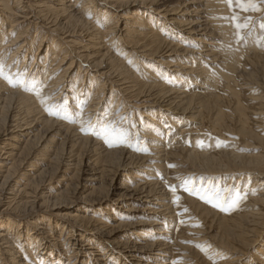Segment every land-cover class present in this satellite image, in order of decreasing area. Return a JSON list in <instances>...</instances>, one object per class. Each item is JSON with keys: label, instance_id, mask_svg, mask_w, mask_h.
<instances>
[{"label": "bare ground", "instance_id": "1", "mask_svg": "<svg viewBox=\"0 0 264 264\" xmlns=\"http://www.w3.org/2000/svg\"><path fill=\"white\" fill-rule=\"evenodd\" d=\"M219 15L215 0H0V65L12 80L0 78V264H185L177 257L191 254L181 243L187 219L167 184L182 158L211 177L247 173L233 182L236 216L194 211L209 224L200 238L228 253L220 264L263 257L264 138L249 126L264 130V94L248 91L264 90V38L240 47ZM220 80L248 90L227 103L237 116L228 124L255 144L254 155H200L176 141L202 120L230 130L221 125ZM105 127L123 136L119 146L101 138Z\"/></svg>", "mask_w": 264, "mask_h": 264}, {"label": "rangeland", "instance_id": "2", "mask_svg": "<svg viewBox=\"0 0 264 264\" xmlns=\"http://www.w3.org/2000/svg\"><path fill=\"white\" fill-rule=\"evenodd\" d=\"M215 2H216V4H217V7L220 9V15L219 16H222V17H225L226 19H227V21H226V25H227V27L225 28V31H226V33H227V35L229 36V37H231V36H234V38H235V42H236V44H238V45H240V47H243V48H246L249 44H250V42L252 41V39H255V40H257V38H259V39H263L264 38V32H263V29L261 28V25L262 24H264V0H254V3L257 5V8L259 9V10H256V11H241L240 10V8H238V7H236V5H235V0H233V7L232 8H230L229 6H228V2H227V0H215ZM234 15H238L239 16V23L241 24V25H244V24H247L248 26L246 27V28H241V30H240V33H239V36H238V33H237V28L235 27V23H236V21H234L233 19H232V17L234 16ZM260 28V29H259ZM260 34H262L261 36H260ZM32 35H33V33H32ZM250 36V37H249ZM254 36H255V38H254ZM257 37V38H256ZM250 41V42H249ZM249 43V44H248ZM246 44V45H245ZM113 54H115L116 55V53H114L113 52ZM241 55V54H240ZM125 56V54L124 55H122V60H124V57ZM242 56V55H241ZM243 59H244V57H242V61H243ZM129 61H131V60H134L132 57H130L129 59H128ZM128 60H126L127 61V63H125L124 65L125 66H127V67H129V65H128ZM242 61H238V64L241 66H238L237 65V67H238V70L239 71H241V69L243 70V69H245L246 67H247V73L249 72L250 73V71L252 70V68H251V66L249 65V64H245L244 65V63L242 62ZM249 63V62H248ZM242 64V65H241ZM243 66V67H242ZM160 67V66H159ZM162 67V66H161ZM160 67V68H161ZM241 69H240V68ZM245 67V68H244ZM248 67H249V69L250 70H248ZM75 74H76V70H75ZM210 74L212 75V74H214L212 71H210ZM254 74V73H253ZM255 75H252V78L253 79H255V77H254ZM242 76H237V79L239 78H241ZM243 78V79H242ZM239 81L240 82H242V81H244V77H242ZM231 86H232V84H231ZM220 89H219V88ZM223 87V88H222ZM222 89V90H221ZM235 89V91L236 92H238V90L241 92L240 93V96L244 93V91H248L247 89H240V87L238 86V88L236 87V88H234ZM252 90V91H251ZM251 90L250 91H248V93H251V94H253V95H257L258 94V92H259V95H263L264 94V90L262 91L261 89H259L258 87H253V88H251ZM255 90H257V91H255ZM259 90V91H258ZM231 89L229 90V88H226L225 87V84L223 83V81L222 80H220V82L218 83V84H216V91L215 92H217L216 94H221V95H217V99L218 100H220V102H222V103H220L219 105V107H220V110L223 112V113H225L226 114V117H223V121L221 122V125H225L226 127H228L230 130H225V128H223L222 127V129L220 130V132H215L216 131V129L214 128V126L212 125V123L210 122V121H207V120H202L201 122H199L198 124L196 123V124H192V125H190V127H189V131L188 132H186V136H185V134L183 135V137L182 136H180V137H178L177 138V142H179V145H181V147L183 148V149H185L187 152L188 151H192L193 153H195V154H200V155H202V154H205V153H215V154H219L220 152L221 153H227V152H229V153H232V154H240L241 156H249V155H254V154H256V152H253L252 150H250L253 146H255V144L254 143H251V142H247V144H245L243 141H242V139H240V138H243V137H240L241 135L238 133H235L236 131L235 130H232L233 129V127H232V125H229L228 124V120H230V119H232L234 122H236L237 123V116H229V115H233V112H232V110H231V108L233 107V106H235V103H236V97L234 98V94L236 93L234 90V92L233 91H231ZM242 91H243V93H242ZM227 92H229L228 94H227ZM254 92V93H253ZM257 92V93H256ZM261 92V93H260ZM233 94V96L232 95H230V94ZM256 93V94H255ZM223 95H225V96H223ZM229 95V96H228ZM259 95H257V97H255L256 99H258V96ZM230 97H231V99H230ZM220 98V99H219ZM229 98V99H228ZM226 100V101H225ZM214 101V100H213ZM258 102V103H257ZM230 104V105H228V104ZM232 103H234V104H232ZM254 103H256V105H258L259 104V101H255ZM222 104V105H221ZM227 106H230L228 109H227ZM223 109V110H222ZM224 109H226V110H224ZM228 110H230V112L228 111ZM128 112V111H127ZM232 113V114H231ZM228 115V116H227ZM228 117V118H227ZM251 120V118L248 120V122ZM126 122H127V120H126ZM126 122H125V126H126ZM203 122H204V124H203ZM253 125H254V127H253ZM129 124H127V126H126V128H129ZM248 126H249V123H248ZM256 126H257V128H256ZM252 127V128H251ZM259 126L257 125V124H255V123H252V124H250V126H249V128H250V130L252 131V129H254L253 131H252V133H254V135H259L260 137H262V138H264V130L262 131V133H260L261 131H258L259 130V128H258ZM200 128H202V129H200ZM227 128V129H228ZM256 129V130H255ZM262 130V129H261ZM202 132V133H201ZM216 134H215V133ZM229 132V133H228ZM260 134H259V133ZM201 133V134H200ZM189 136H188V135ZM192 134V135H191ZM196 134H197V136H196ZM220 134H222V135H220ZM236 134V135H235ZM199 135V136H198ZM238 135H240V136H238ZM187 136H188V138H187ZM206 136V137H205ZM185 137V138H184ZM239 137V138H238ZM195 138V139H194ZM218 140H217V139ZM181 139H183V140H181ZM201 139V140H200ZM206 139V140H205ZM216 140V142H215V140ZM220 139V140H219ZM244 139H245V141H248L245 137H244ZM181 140V141H180ZM186 140V141H185ZM189 140H190V143H188L189 142ZM195 140V141H194ZM199 140V142H197ZM225 140V141H224ZM134 141V140H133ZM202 141V143L200 144V142ZM206 141V142H205ZM135 142L137 143V141H134L133 143H132V146L135 144ZM195 142H197V143H195ZM208 143L207 145H205V144H203V143ZM215 142V143H214ZM185 143V144H184ZM195 145H194V144ZM196 144H197V146H196ZM215 146H214V145ZM203 145V146H202ZM137 146V148H135L134 149V147H130L131 149H134L135 151L138 149V147H139V145H135V147ZM194 146V147H193ZM215 148H214V147ZM187 147V148H186ZM197 147V148H196ZM209 147V148H208ZM212 147H213V149H212ZM194 148H195V150H194ZM205 148H207V150H205ZM217 148V149H216ZM197 150V151H196ZM199 150V151H198ZM228 150V151H227ZM185 151V152H186ZM205 151V152H204ZM209 151V152H208ZM215 151V152H214ZM233 151V152H232ZM186 152V153H187ZM217 152V153H216ZM145 152H141V151H138L137 152V156H142L143 154H144ZM135 154V153H134ZM146 154V153H145ZM144 154V155H145ZM213 154H210V155H213ZM178 161H179V164H177L178 163ZM185 160L182 158V160H180V159H178L177 161H176V164H174L173 165V167H177V169H175V171H177V174H176V176L174 177V183L172 182V181H170V180H167V184H168V189L170 190L172 187H175L176 188V195H177V197H178V199H176V198H174L173 197V203H174V205H176L177 206V208H178V212H179V215H181V211H182V214L183 215H185L186 216V219H187V224L185 225L186 226V231H185V236L186 237H184V242L182 241L181 243H182V245H184L186 248L188 247L189 249H191V254H189L187 251H186V249H185V251L182 249V253H183V255L181 254V255H179L178 257H177V261H179V260H185L186 262H185V264H220V263H222V258L224 257V260L223 261H228V253L227 252H225L224 250H222V249H220V245H219V243H218V241L215 239V240H213V241H209L207 238H204V239H202V238H200V237H202V236H204L202 233H204V234H207V232H209L208 231V227L206 226L208 223H205V221H204V219H202L201 218V216L198 214H196V213H198L196 210H195V208H194V205L195 206H202V208H204V207H206V210H209L210 212H212V214H215V215H217L220 219H222L223 217H224V219H226V217H227V219H230L231 217V215H233L234 213V215L232 216V217H234V216H236L237 215V212H240L239 211V209L241 208L242 209V206L239 204V206L238 207H236V208H234L233 209V211H231V212H229V211H221L219 208H216V207H213L212 206V204H210V203H206L205 202V200L206 199H208V198H212V197H214V196H219V197H221V198H226V199H232V197H234V193H236V192H239L238 191V189H237V191H236V189L234 188L235 186L233 185L234 183H235V185L237 184V183H240V182H238L239 180H243L245 177H246V175H247V173H245V174H241L240 175V177L242 178H240L237 174H235V173H232V174H224V173H222V174H220V175H217V176H210V175H203V174H201V173H197L196 171H190L191 169H188V167H189V164L186 162V165H185V162H184ZM182 163V164H181ZM180 164H181V166L182 167H180ZM184 164V165H183ZM196 174V176H195V174ZM190 174V175H189ZM178 175V176H177ZM230 175V176H229ZM232 175H234V177L232 176ZM191 176V177H190ZM218 176H219V179H218ZM232 176V177H231ZM237 176V177H236ZM181 177V178H180ZM197 177V178H196ZM199 177V178H198ZM204 177V178H203ZM206 177H208V178H206ZM214 177H215V180H214ZM227 177H230L229 179L227 178ZM239 177V178H238ZM248 177V176H247ZM177 178H179V179H177ZM184 178V179H183ZM188 179V181L186 180V179ZM206 178V179H205ZM227 178V179H226ZM176 179V180H175ZM198 179L200 180L199 182H198ZM213 179V180H212ZM221 179V180H220ZM179 180H180V183H179ZM185 180H186V182H187V184H188V187L190 188V189H193L196 193H198V194H189V192H186V191H184V190H182L183 189V187L182 186H184V183H185ZM194 180V181H193ZM195 180H196V182H195ZM219 180V181H218ZM226 180V181H225ZM175 181H177V183H175ZM207 181H208V183H207ZM213 181H215L214 182V184H213ZM227 181H228V183H227ZM230 181H232L231 183H230ZM202 182V183H201ZM234 182V183H233ZM170 183V184H169ZM194 183V184H193ZM200 183V184H199ZM205 183V184H204ZM172 184H174V185H172ZM192 184V185H191ZM199 184V185H198ZM206 184H208V185H206ZM217 184V185H216ZM229 184V185H228ZM195 185V186H194ZM198 185V186H197ZM205 186H206V189H205ZM208 186V187H207ZM179 187V188H178ZM198 187V188H197ZM211 188V189H210ZM257 188V190L258 189H260L259 187H256ZM182 190V191H181ZM227 190H228V192H227ZM246 190H249V188H246ZM257 190L255 189V194L257 193ZM171 191V190H170ZM264 191V190H263ZM262 190H260V191H258V193H257V195H259V192L260 193H262L263 192ZM183 192V193H182ZM185 192V193H184ZM224 192V193H223ZM233 192V193H232ZM170 193H172V191L170 192ZM225 193H226V195H225ZM184 194H185V197H184ZM172 196H173V194H171ZM181 195V196H180ZM191 195V196H190ZM223 195V196H222ZM225 195V196H224ZM187 196V197H186ZM194 196H195V198H194ZM201 196H203V197H205V199H201ZM184 197V198H183ZM190 198V201H189V198ZM229 197V198H228ZM185 198H188V199H185ZM186 202H185V201ZM188 200V201H187ZM191 200H192V202H194V203H192L191 202ZM193 200H195V201H193ZM182 202H183V204H182ZM190 204H193V206L192 205H189V203ZM196 202V203H195ZM214 202H217V201H214ZM187 203V204H186ZM199 203V204H198ZM181 204H182V206H181ZM196 204H198V205H196ZM201 204V205H200ZM184 205V206H183ZM191 206V207H190ZM204 206V207H203ZM189 207V208H188ZM191 208V210L189 211V209ZM183 209H185V211L183 210ZM215 209V210H214ZM237 211H236V210ZM240 209V210H241ZM181 210V211H180ZM196 211V213H195V211ZM184 211V212H183ZM193 211V212H192ZM187 212V213H186ZM189 212H190V214H189ZM213 212H216V213H213ZM185 213V214H184ZM192 213V214H191ZM195 214V215H194ZM228 214V215H227ZM187 215H189L188 217H187ZM227 215V216H226ZM193 216V217H192ZM198 216V217H197ZM200 216V217H199ZM230 217V218H229ZM200 219V222H197V221H199V219ZM194 219H196V220H194ZM191 220V221H190ZM189 221V222H188ZM207 222V221H206ZM199 225H198V224ZM202 223H203V225H202ZM204 224H206L205 226H204ZM197 225H198V227H197ZM209 225V224H208ZM188 226V227H187ZM191 226H194V227H196V228H192ZM205 227H207V228H205ZM190 229H192V231L190 230ZM206 229V230H205ZM211 231H213V233L211 234V235H214V233H216V232H218V230L215 228V227H213L212 229H211ZM215 231V232H214ZM188 232V233H187ZM190 232H193V234H191ZM201 233V234H200ZM191 234V235H190ZM198 234V235H197ZM191 236V237H190ZM193 237H197V241H193L194 240V238ZM204 241H205V243H204ZM207 241V242H206ZM261 241V244L263 245L264 244V236H263V238H262V240H260ZM193 242V243H192ZM197 242V243H196ZM202 244V245H201ZM187 245V246H186ZM261 245V246H262ZM205 246V247H204ZM261 246L260 247H258L259 248V250H261L262 251V249H264V248H262L261 249ZM198 247V248H197ZM200 247V248H199ZM264 247V246H263ZM258 248L256 249V250H258ZM199 249V250H198ZM214 250V251H213ZM184 251V252H183ZM214 252V253H213ZM215 252H216V254H215ZM256 252V251H255ZM255 252H253V254L252 253H249V254H247L246 255V257H245V259H244V261L242 262V263H246V264H253L252 262H254V264H256V263H258L259 261L261 262V259L262 258H264V255H263V257L260 255V254H257V255H254L255 254ZM187 253V254H186ZM223 253V254H222ZM257 253V252H256ZM219 254H220V256H219ZM258 255H260L259 257H258ZM182 256H184V258H181ZM256 258H255V257ZM213 257H214V260H213ZM218 257H221V258H218ZM181 258V259H180ZM257 258H259V261H258V259ZM261 258V259H260ZM226 259V260H225ZM257 259V260H256ZM217 261H219V262H217ZM247 261V262H246ZM256 262V263H255ZM244 263V264H245Z\"/></svg>", "mask_w": 264, "mask_h": 264}, {"label": "snow or ice", "instance_id": "3", "mask_svg": "<svg viewBox=\"0 0 264 264\" xmlns=\"http://www.w3.org/2000/svg\"><path fill=\"white\" fill-rule=\"evenodd\" d=\"M227 2H228V6L230 8H232L233 7V0H227ZM235 5H236V7L240 8L241 11L259 10L257 8V5L254 3V0H235ZM232 19L234 21H236L235 27L237 28V33L239 36L241 28H246L248 25L247 24L241 25L239 23L240 18L238 15H234L232 17ZM261 28L264 29V24L261 25ZM23 75L24 76L27 75L26 70H25ZM0 78L7 79L9 81V83L12 82L10 76L4 75L3 65H0ZM20 86L25 87V83H24L23 78H21V80H20ZM45 111H47L49 115H55L57 118L67 119L66 116L62 115L63 109H61L59 107L53 108V107L45 105ZM81 131L82 132L85 131L83 123H81ZM85 134H88V133L86 132ZM101 138H103L105 140V143H107L110 147L119 146V144L121 142H123V140H124L122 135L113 136V133L110 132V130L107 127H105L104 132L101 134ZM114 139L116 141L115 143H113ZM170 190L172 191L173 197L178 199V197L176 195V188L172 187ZM183 190L186 192H189V194H198L193 189H190L188 187L187 182L184 183ZM201 199H205V197L201 196ZM241 199H242V197L240 196L239 192H237L236 195L231 200H228L226 198H221L217 195V196H214L212 198L206 199L205 202L212 204L213 207L219 208L221 211H230L231 209H234V208L239 206ZM214 201H217V202H214Z\"/></svg>", "mask_w": 264, "mask_h": 264}]
</instances>
